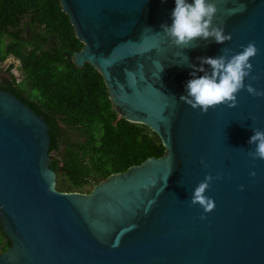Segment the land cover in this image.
Here are the masks:
<instances>
[{"label":"water","instance_id":"obj_1","mask_svg":"<svg viewBox=\"0 0 264 264\" xmlns=\"http://www.w3.org/2000/svg\"><path fill=\"white\" fill-rule=\"evenodd\" d=\"M210 2L213 25L232 39L177 47L160 27L175 0H60L84 45L73 63L95 67L113 109L150 128L166 153L90 193L60 192L45 117L0 87V226L10 242L0 264H264V160L248 155L252 129L264 130V97L244 88L235 107L207 113L180 101L189 63L249 42L256 79L245 85L264 91V0ZM208 174L222 178L206 190L216 206L204 213L191 197Z\"/></svg>","mask_w":264,"mask_h":264},{"label":"trees","instance_id":"obj_2","mask_svg":"<svg viewBox=\"0 0 264 264\" xmlns=\"http://www.w3.org/2000/svg\"><path fill=\"white\" fill-rule=\"evenodd\" d=\"M83 47L60 0H0V61L19 60L23 77L17 83L10 67L0 87L45 117L60 192L90 193L87 186L166 153L150 128L113 109L95 67L73 63ZM9 247L0 226V253Z\"/></svg>","mask_w":264,"mask_h":264},{"label":"clouds","instance_id":"obj_3","mask_svg":"<svg viewBox=\"0 0 264 264\" xmlns=\"http://www.w3.org/2000/svg\"><path fill=\"white\" fill-rule=\"evenodd\" d=\"M217 11L216 4L210 0H191V2L175 0V7L171 12L172 23L170 25L164 23L160 27L171 44L177 47L188 46L197 38L206 41L211 39L217 44H224L232 37L231 34H225L224 27L213 25ZM241 48L242 51L235 55H231V49L224 48L222 49L223 55L197 57L199 66L189 63L187 66L192 69L189 73L191 79L186 82V94L180 96V101L192 109L207 113L209 108L220 104H226L230 108L235 107L236 94L244 88L253 96L264 97V91H258L251 84L245 85L246 77L256 79L255 76H251L253 66L249 63L250 58L258 52L255 42H249L246 46L241 45ZM199 73L203 75H198ZM252 131L253 135L248 140V144L255 145V150L249 151L248 155L253 160H264V130L253 128ZM201 163L203 164L204 161ZM251 175L255 176L256 173L253 171ZM221 178L220 176L213 177L211 174L206 175L195 188L191 197V205L199 204L204 213L213 211L216 206L215 201L205 193L214 179ZM156 183L155 178H150L148 184L144 185L145 190H150L149 185L154 187ZM200 219H206V216L201 215Z\"/></svg>","mask_w":264,"mask_h":264},{"label":"built area","instance_id":"obj_4","mask_svg":"<svg viewBox=\"0 0 264 264\" xmlns=\"http://www.w3.org/2000/svg\"><path fill=\"white\" fill-rule=\"evenodd\" d=\"M13 60H15L13 57H8V58H6L4 61H0V85H1V83H2V80H3V73L4 72H7L8 73V69L10 68V67H12L11 68V71H10V74L11 75H15L14 74V70L17 68H15V64H12L13 63ZM13 65V66H12ZM16 76V75H15ZM20 82V80L19 79H17V83H19Z\"/></svg>","mask_w":264,"mask_h":264},{"label":"rangeland","instance_id":"obj_5","mask_svg":"<svg viewBox=\"0 0 264 264\" xmlns=\"http://www.w3.org/2000/svg\"><path fill=\"white\" fill-rule=\"evenodd\" d=\"M10 57H13V56H10ZM14 58V57H13ZM15 60H13V63L12 64H15V70H14V74L16 75H14V77L16 78V79H19L20 80V82L22 81V75H21V70H20V66H21V64H20V61L19 60H17L16 58H14ZM13 66V65H12ZM3 75L4 76H9V73H7V72H4L3 73ZM33 94L34 95H37V92H33ZM93 189V185H89V186H87L86 187V190H92Z\"/></svg>","mask_w":264,"mask_h":264}]
</instances>
